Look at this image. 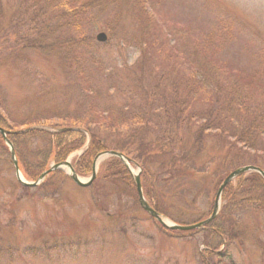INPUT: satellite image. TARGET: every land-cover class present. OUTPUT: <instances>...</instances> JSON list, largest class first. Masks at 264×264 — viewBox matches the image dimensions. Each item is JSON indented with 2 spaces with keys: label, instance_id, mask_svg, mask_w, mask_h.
<instances>
[{
  "label": "rangeland",
  "instance_id": "1",
  "mask_svg": "<svg viewBox=\"0 0 264 264\" xmlns=\"http://www.w3.org/2000/svg\"><path fill=\"white\" fill-rule=\"evenodd\" d=\"M37 1L2 0L8 15L20 9L35 10L48 31L41 47L31 48L29 43L36 41L34 24L28 27L26 23L16 35L9 34L10 28L0 30L4 41L0 117L8 129L22 134L32 128L50 133L65 126L87 128L85 144L64 160L71 165L88 148L91 135L95 142L110 144V149L100 153L127 145L125 154L137 164L129 163L128 173L133 179L139 171L142 190L145 178L144 186L158 192L162 211L158 213L166 223L190 225L206 215L222 183L218 185L217 180L223 181L234 170L254 166L264 172V136L261 147L252 150L231 135L217 137L211 131L204 133L198 147L192 132L199 129L200 119L191 118L190 135L178 130L180 145L171 146L166 116L155 124H138L131 117L136 114L134 97L142 89L176 83L181 100L186 99L188 85L183 79L191 76L193 64L186 71L182 65L164 67L161 62L166 57L151 50L160 43L175 52L176 65L194 54L203 55L215 65L218 76L249 81L246 95L255 105L264 106V0H77L90 13L77 18L75 31L56 12L50 10L51 15L45 17L44 0ZM37 20L34 23L42 28ZM102 32L106 40L98 42L96 36ZM82 36L92 43H82ZM187 101L196 109L201 107L194 93ZM43 137L42 141L36 137L40 146L35 141L32 147L21 148L22 153L25 148L29 152L30 170L48 149L49 135ZM135 137L143 138L148 148L140 159L128 143V138ZM159 137L163 151L150 144ZM27 139L31 142V137ZM170 146L175 150L168 152ZM168 153L185 160L175 164L174 176L169 178L159 172L162 164L168 165ZM108 158L97 160L96 176L85 187L70 179L65 166L36 187L23 186L16 179L9 147L0 138V264H204L202 259L214 260L209 264H264L262 206L238 210L240 227L234 237L227 223L222 225L223 236L230 235L229 240L214 239V233L210 236L202 229L171 231L142 210L133 180L109 174L114 168ZM59 163L50 158L45 171ZM19 169L30 183L45 172L29 178ZM90 176L78 175L83 182ZM223 202L220 198L219 210ZM207 248L214 254H206Z\"/></svg>",
  "mask_w": 264,
  "mask_h": 264
},
{
  "label": "trees",
  "instance_id": "2",
  "mask_svg": "<svg viewBox=\"0 0 264 264\" xmlns=\"http://www.w3.org/2000/svg\"><path fill=\"white\" fill-rule=\"evenodd\" d=\"M39 1H37V3ZM76 1L57 0L55 3H53L52 0H44L42 7L44 9H48L44 13L45 17L51 15L50 10L56 12L59 14L61 20H68L70 24L67 25L73 31L77 30L76 28L79 22V20L77 21V18L84 13L87 14V12H90L89 9L84 7L83 4L78 5L79 3L78 1ZM20 11L21 9L19 11H16L13 15H8L7 10L2 3V0H0V30L10 28V31L8 30L9 34L16 35L20 28L26 26V23L28 27H32V24H34L35 26H33V28H36L32 33L35 34L36 41L30 42L29 47H41L40 44L42 43V37L45 38L46 33L48 34V31L46 30L45 32V28L43 29L42 25L43 22L41 20H37L41 18L40 14H38L35 10H31L29 8L21 12ZM19 20L21 22L16 23V21ZM23 20H26L27 22H22ZM35 20H37V23H39L42 28H38L37 24L34 23ZM42 20L44 21L45 19ZM75 20L76 25L74 23ZM80 41L82 43L85 42V44L92 43L90 38H88L87 36H82L80 38ZM3 43L4 41L1 43L0 39V49H2ZM146 46L144 47V49L146 48ZM165 46L160 43L154 45V47L151 49L154 53L166 57L163 62H161L164 67L175 65V67L178 69V65H182V71H186L187 69L189 70V67L191 66L190 63L193 64L191 76L183 79V81L185 82L184 84L188 85L184 90V93L186 95L185 100H189L190 96L194 93V101H197L201 107L196 109L192 107V105L188 103V101L184 102L185 100H181V95L179 92L180 85H176V83H173L170 84V86L167 88L166 86H161V88L159 89V84L156 85L153 90L142 89L140 96L134 97L135 100H133L136 106V114H131V117L135 120H138V124H144L145 122H148L150 124L152 122V124H155L162 123L163 117L166 116V121L164 123L168 132L167 139H169L171 146H173V144L175 143L180 145V140L176 139V133L178 132V130L183 134V136H185V133H188L190 135L191 118H195L197 120L200 119V125L199 129L196 132H192V140L195 145V142L199 144L198 147H200L202 143L204 133H210L212 131L217 137L223 136L224 134L225 136L231 135V138L236 143L238 142L240 145L252 150H256L257 148L259 149V147H261L260 143L262 141V137L264 136V106L258 105L257 103L259 102H256L255 105V102L252 100L253 98L246 95L245 89L250 90L249 88H247L249 85L246 86L249 81H245L242 78L227 80L224 77L218 76L217 68L215 67V65H212L210 61L207 60L203 55L198 56L194 54V57L186 58V63L184 62V64L176 65L173 58L175 52H173L171 49L165 48ZM144 49L142 51L140 50L139 52L140 56L142 55V57L144 51L147 50ZM148 49L150 50V48ZM173 49L175 50L174 47ZM153 57L159 58L155 55H153ZM221 72L223 73L222 69ZM203 118L205 120L202 121L201 119ZM6 124L7 122L2 117H0V126L5 127ZM79 127L65 126L63 128L67 129L58 130L55 133L32 128L27 129L22 134V131H11L7 126L5 129L10 131L7 135V138L14 148L22 173H24V175L29 178H34L35 176H38L43 171H45L46 163L50 158L55 162H62L65 160V158H67L68 155L81 148L85 144V133L87 128H83L81 126ZM44 134L49 135L48 149L44 153L43 160H40L39 163L36 164L32 170H30L27 164L29 158L26 156V154H29V152L27 151V148H25L26 153L24 154L21 152V148L32 147L34 142L36 141V137L41 138L42 141V139H44ZM27 137H31V142L27 139ZM0 138L2 139V136H0ZM129 138L128 143H132V146L135 147V158L140 159V157L145 156L148 148L146 147V143L144 142L143 138L135 137L134 140H129ZM23 139L25 140L22 141ZM160 139L162 138L159 137L155 141H152L150 144L152 145L153 143L163 151L164 145L160 142ZM36 146H40V144L37 145V141ZM109 146L110 144L105 141L97 140V142H95V139L91 135L88 148H86L81 156L72 163L74 171L78 175L91 174L92 162L94 157L102 150L110 149L108 148ZM126 146L127 145H119L118 147H115L117 149L114 148V150L124 152L123 154H125V152L128 151V149H126ZM171 146L168 149V152L175 150ZM157 154H160L161 156L164 153L157 152ZM125 155L127 156V154ZM167 158L168 165L162 164L159 172H161L160 175L167 174V177L169 178L171 175L174 176V172L171 171V169L175 167V164L185 160H179L180 155L174 153H168ZM108 159H110L112 167L114 168V170H111L109 174L113 175L114 173V176L121 179L128 177L127 179L129 181L133 180L129 175L126 166L120 159H118L117 157H109ZM141 167L145 169L144 166ZM58 172L60 171L52 170L46 175L45 178L48 179ZM222 179L223 178H219L217 180L218 185L222 182ZM145 180L146 179L144 178V196L146 199H148L149 204L157 212L160 213L162 211L158 208L157 204V196L159 197V194L155 189L153 190V188H146L144 186ZM263 196L264 180L258 173L251 171L248 173L240 174L223 188L221 200H224V202L221 205V209L219 210L218 214L210 222H208L201 228L194 230L202 229L203 231H208L210 236L214 233L216 235L214 239H220L222 237L229 240L230 235L227 234L226 236H223L224 226L222 225L227 223L226 228L229 231L228 233H232V236L233 234L235 235V230L240 227V221L236 219L239 217V212L248 209L245 208L246 205L252 206V209L258 208L259 206H262L261 208H264V205H262ZM211 212L212 209L211 211L209 210L206 215L203 214L201 218L197 219L195 222H199L200 220L207 218L211 214ZM221 213L222 215H220ZM227 219L229 221H227ZM221 220H223V222ZM204 244H206V246L208 247L211 246L207 243L206 240ZM204 251L209 255L214 254V251H210V249L208 248ZM209 261L212 262L214 260L202 259V262H205L204 264H209Z\"/></svg>",
  "mask_w": 264,
  "mask_h": 264
},
{
  "label": "water",
  "instance_id": "3",
  "mask_svg": "<svg viewBox=\"0 0 264 264\" xmlns=\"http://www.w3.org/2000/svg\"><path fill=\"white\" fill-rule=\"evenodd\" d=\"M96 39L98 41H104L106 40V35L102 32V33H98L96 36ZM8 133L7 130L3 129L0 127V134L2 135V137L5 140V143L7 144V146L9 147L10 150V155L12 158V162L15 168V175L17 180L23 185V186H36L40 183V181H42V179L44 178V176L51 170H56V169H61L62 166H65L69 169L68 175L70 177V179L78 186L81 187H85L90 185V183L92 182V180L95 178V174H96V168H97V160H99V158H102L104 156H115L117 158H119L126 166H128V164L130 163V160L124 156L122 153L120 152H116V151H106L103 153L98 154L93 162V166H92V173L90 178L83 182L79 179L78 175L75 173L74 169L72 168V165L70 164L69 161H63L59 164L56 165H52L50 167L49 170L45 171L44 173H42L38 179L35 182H27L23 179V177L21 176L19 169H18V165H17V160L15 157V153H14V149L11 145V143L9 142V140L6 138V134ZM129 167V166H128ZM247 171H256L258 173L261 174V176L264 178V172L254 166H244L241 168H238L236 170H234L233 172H231L220 184V186L218 187V190L215 194V200L213 203V209H212V213L211 215L206 218L205 220H202L198 223L195 224H191V225H179V224H175V223H166L168 222L167 220L164 221L162 219V217L151 207L149 206V204L146 202L144 195H143V191H142V187L140 184V178H139V174L140 172L138 171V173L134 174L133 180L135 182V186H136V192H137V198L139 201L140 206L142 207V209L144 211H146L152 218H154L155 220H157L164 228L166 229H170V230H178V231H188V230H193V229H197L202 227L203 225L207 224L208 222H210L214 216L216 215L218 208H219V204H220V196L222 193L223 188L231 181L233 180L236 176H238L239 174L243 173V172H247Z\"/></svg>",
  "mask_w": 264,
  "mask_h": 264
},
{
  "label": "bare ground",
  "instance_id": "4",
  "mask_svg": "<svg viewBox=\"0 0 264 264\" xmlns=\"http://www.w3.org/2000/svg\"><path fill=\"white\" fill-rule=\"evenodd\" d=\"M3 129H5V128H3ZM5 130H7V129H5ZM8 131V130H7ZM9 134V132L6 134V137H7V135ZM0 136H2L1 134H0ZM2 139H4L3 137H2ZM18 169H19V165H18ZM19 172H21L20 171V169H19ZM21 174V173H20ZM21 176H22V174H21Z\"/></svg>",
  "mask_w": 264,
  "mask_h": 264
}]
</instances>
